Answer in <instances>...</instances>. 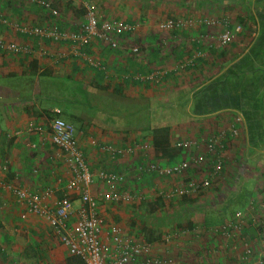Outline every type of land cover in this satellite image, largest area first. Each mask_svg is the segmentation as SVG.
Listing matches in <instances>:
<instances>
[{
	"label": "crops",
	"instance_id": "0c3cea01",
	"mask_svg": "<svg viewBox=\"0 0 264 264\" xmlns=\"http://www.w3.org/2000/svg\"><path fill=\"white\" fill-rule=\"evenodd\" d=\"M49 1L57 15L32 0H0V14L8 20L0 22V37L35 49L33 54L0 51V179L30 191L49 189L53 195L47 202L55 206L71 176L51 137L52 119L60 116L74 124L95 174L101 169L125 172V189L143 195L140 202L130 204L100 201L106 224L118 223L148 239L150 254L156 257L170 256L181 264H243L240 257L245 244L253 243L264 229V61L250 52L252 40L261 30L260 0ZM88 5L102 18L138 24V28L132 35H122L116 48L95 38L81 53L74 52L71 42L41 40L17 31L16 25L27 23H58L76 31L86 19ZM168 20L188 23L176 29L162 27ZM227 30L232 38L220 47V35ZM133 47L139 48L138 53L132 52ZM40 49L47 54L42 55ZM194 54L198 57L189 64ZM254 66L259 69L252 74ZM158 70L165 72L159 82L146 79ZM205 88L201 98L194 96ZM247 91L252 101L244 105L245 114L237 103ZM252 102L258 106L256 110ZM63 103L70 104L67 110L59 106ZM88 107L95 113L87 114ZM184 109H194V113L186 114ZM237 116L243 118L238 124L239 136L229 140L220 178L198 197H190L202 209L183 212L174 207L162 213L155 201H171L159 192L206 176L207 160L192 165L179 179L142 173L139 166L150 161L169 165L204 156V146L185 151L170 144L199 140L206 131L221 128L217 126L223 122L232 124ZM154 138L158 140L153 143ZM144 142L151 143L147 152L125 156H112L102 148ZM102 190V182L95 178L92 193L98 195ZM218 199L223 203L215 207L213 202ZM74 206H79L75 198ZM23 210L13 191L0 187V264L82 260L70 254L43 217L23 218ZM237 210L252 219L241 238L226 240L206 230ZM180 212L188 220L180 228L177 221L175 232L190 231L164 241L165 225L170 226L166 216ZM213 213L223 217L215 221ZM156 231L159 236L154 235Z\"/></svg>",
	"mask_w": 264,
	"mask_h": 264
},
{
	"label": "built area",
	"instance_id": "2783aa9c",
	"mask_svg": "<svg viewBox=\"0 0 264 264\" xmlns=\"http://www.w3.org/2000/svg\"><path fill=\"white\" fill-rule=\"evenodd\" d=\"M41 7L49 9L54 15L58 10L52 7L49 0H32ZM0 22L8 23V20L0 14ZM187 20H168L161 26L164 28H182ZM17 31L33 38L41 40L73 43L74 52L81 53L83 48L98 38L112 47H117L119 38L126 34L132 35L138 28V24L125 22L118 19L102 18L92 5L87 6L86 19L81 28L74 31L61 27L58 23L49 26H32L27 24L16 25ZM240 29V27H238ZM232 38L231 31L227 30L220 35L219 46L224 47ZM0 51H8L16 54L35 53V49L24 47L15 42H8L0 37ZM139 48L133 47L132 52L138 53ZM40 53L47 54V50L40 49ZM84 54V53H83ZM198 55L194 54L187 62L191 64ZM94 66L102 68L98 62H91ZM165 72L156 71L146 76V79L159 82ZM60 113V110H56ZM243 118L237 116L232 124L221 127L215 133L196 139H183L173 142L172 147L178 150H191L204 146L206 154L197 158L177 160L171 164H162L158 161H150L139 166L142 173L154 174L157 177L181 178L192 165H206L209 171L206 176L190 178L186 182L159 192V196L169 200H179L183 197H198L199 193L207 190L221 176L224 170L226 149L229 140L239 135L238 124ZM40 130V127L38 128ZM51 137L53 144L59 150V156L69 169L70 178L64 184V193L56 199L54 207L47 202L53 191L43 189L30 191L17 185L5 183L0 179V187H7L13 191L19 202L24 206L22 217L37 215L43 217L61 242L67 247L71 255L82 258L85 264H181L170 256H153L152 244L131 231L126 230L118 223L106 224L100 212L102 203H135L140 202L143 195L132 190L125 189L127 174L106 169L99 170L96 174L90 168L86 156L79 144L77 130L74 124L57 116L51 122ZM112 156H125L136 152H147L151 143H135L125 147H116L106 144L102 147ZM98 178L103 184L100 194L92 193L94 179ZM74 198L79 201V206H74ZM251 218L242 210L235 211L222 222L207 226L206 230L220 237L231 240L241 238L243 229L250 225ZM256 220H253L255 222ZM258 224V223H257ZM107 226V227H106ZM189 229L181 232L165 235L164 241L170 242L181 234H187ZM264 229L253 243L245 244V249L240 257L243 264H264Z\"/></svg>",
	"mask_w": 264,
	"mask_h": 264
},
{
	"label": "rangeland",
	"instance_id": "374dc122",
	"mask_svg": "<svg viewBox=\"0 0 264 264\" xmlns=\"http://www.w3.org/2000/svg\"><path fill=\"white\" fill-rule=\"evenodd\" d=\"M258 20H260V19H258ZM260 29V28H259ZM257 30H258V28H257ZM259 31V30H258ZM257 37V36H256ZM256 39V38H255ZM252 41H254V40H252ZM252 41H250V42H252ZM186 105V104H185ZM59 106H62L64 109H68V107L70 106V104H65V103H63V105H61V104H59ZM187 106V105H186ZM72 108H74V107H72ZM187 108V107H186ZM194 108V107H193ZM83 110H85V105L83 106V108H82ZM88 110H87V112H89V113H87V114H90V115H92V114H94L95 113V109H92V108H90V107H88L87 108ZM195 109V108H194ZM194 109H189V110H186L185 111V109H184V111L183 112H185L186 114L188 113H194ZM92 113V114H91ZM163 113H165V111L163 112ZM158 115L160 116L161 114H160V110H158ZM164 116L166 115V114H163ZM173 116L174 115H171V116H168V119L170 118H173ZM190 117H191V115H190ZM189 117V118H190ZM192 118V117H191ZM216 123H218V122H216ZM229 125V124H228ZM228 125H225L224 124V122H223V124L221 123V124H219L217 127H226V126H228ZM218 129H220V128H218ZM218 129H216V130H218ZM216 131H214V132H211V129L210 130H208V131H206L205 132V134H204V136H202V137H206V136H208V135H211V134H213V133H215ZM239 136V135H238ZM238 136L237 137H235V138H238ZM158 139H159V137H158ZM157 138H156V140H158ZM155 140V138H154V140L152 141L153 143L156 141ZM213 187V186H212ZM177 202V201H176ZM176 202H173V203H169V202H167V201H164L163 199H158L157 201H155V205H157V206H159L161 209H160V211L162 212V213H165V210H170L171 208H174V207H179L180 209H182V210H185L186 208L187 209H192V210H200V209H202L201 208V206H200V204H198V203H195V202H197L196 200L194 201V203H193V205H191V203L189 202V201H185V203H176ZM222 203H223V200H216L215 202H213V204L215 205V207L216 206H220V205H222ZM212 204V205H213ZM191 205V206H190ZM190 206V207H189ZM154 208L153 209H156L155 208V206H153ZM212 210V209H211ZM217 211V210H216ZM215 216H211V217H213V218H215L216 220L215 221H218V219L219 218H222L223 216H220L218 213H213ZM166 215V214H165ZM173 215V216H172ZM153 216V215H152ZM177 216H179V218L178 219H175V218H173V217H177ZM230 216V214H228L227 213V218ZM158 217H160V216H158ZM157 217V218H158ZM167 217V219H168V221L170 222L169 224H170V226L169 225H165V227L166 228H168L167 230H165L166 231V233L167 234H169L170 232L171 233H176L175 232V230H177L176 229V222L178 221L179 223V226H178V228H180V227H183V225H185L186 224V221L188 220L187 219V214H185V213H182V212H180V214H172L171 213V215L170 216H166ZM153 222V221H152ZM169 230H171V231H169ZM180 230V229H179ZM155 231V230H154ZM158 232H160V231H156V233L154 234V235H157V236H159V233ZM163 233H165V232H163ZM163 233L160 235V240H162V235H163ZM167 234H165V235H167ZM164 235V236H165ZM138 237V236H137ZM179 237V236H178ZM140 238V237H139ZM145 240H148V239H145ZM4 260H5V258H4Z\"/></svg>",
	"mask_w": 264,
	"mask_h": 264
},
{
	"label": "trees",
	"instance_id": "16d2710c",
	"mask_svg": "<svg viewBox=\"0 0 264 264\" xmlns=\"http://www.w3.org/2000/svg\"><path fill=\"white\" fill-rule=\"evenodd\" d=\"M258 16H259V19H260V24H261V30H260V33H258V36L256 37V39L252 42V44L250 45V52H253L254 54L255 53H257L259 56H261L262 58H263V61H264V0H260V4L258 5ZM249 52V53H250ZM264 65V64H263ZM258 69L259 68H256L255 66H254V70L253 71H251V73L252 74H255V73H253L254 71L255 72H258ZM264 74V73H263ZM203 92V93H202ZM248 93H250V92H244V94H243V98H242V100H241V102L240 103H237V106H238V108L240 109V110H242V112L243 113H247V110L245 109V104L246 105H249L250 103H251V98L250 97H248L249 96V94ZM201 94H206V88L204 89V90H200V91H198V92H196L195 94H194V96L195 97H197V96H199V98H201ZM251 94V93H250ZM238 97V96H237ZM236 97V98H237ZM214 98H216L215 100L217 101V99H219V96H218V94H216V96L214 97ZM204 98H202V100H203ZM234 100H236V99H234ZM253 103V102H252ZM253 105H254V110H256L257 108H258V106L256 105V104H254L253 103ZM201 106V105H200ZM199 106V107H200ZM243 106V107H242ZM247 107V106H246ZM249 107V106H248ZM242 108H244V109H242ZM161 130H165V128L164 129H156L154 132H160ZM170 147H172V143L170 144ZM173 148V147H172ZM174 201V200H173ZM185 201H189L191 204H193L194 203V201H195V198H190V197H183L182 199H180V200H177V202H176V200H175V202L176 203H185ZM171 203H173L172 201H171ZM175 208H177V207H175ZM183 212H190L191 211V209H185V210H182ZM176 213V212H175ZM172 214H174V213H172ZM185 228V227H184ZM68 264H85L82 260H79V259H72V260H69L68 259Z\"/></svg>",
	"mask_w": 264,
	"mask_h": 264
}]
</instances>
